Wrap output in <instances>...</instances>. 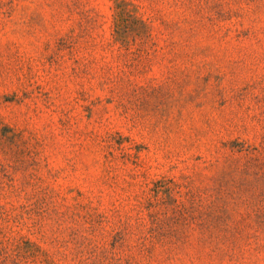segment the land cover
Listing matches in <instances>:
<instances>
[{
	"label": "rangeland",
	"instance_id": "1",
	"mask_svg": "<svg viewBox=\"0 0 264 264\" xmlns=\"http://www.w3.org/2000/svg\"><path fill=\"white\" fill-rule=\"evenodd\" d=\"M0 264H264V0H0Z\"/></svg>",
	"mask_w": 264,
	"mask_h": 264
}]
</instances>
